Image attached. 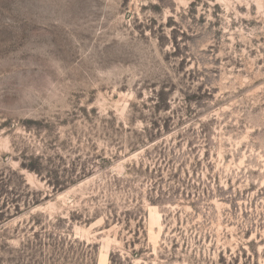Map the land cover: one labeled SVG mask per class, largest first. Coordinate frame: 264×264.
<instances>
[{"label":"rangeland","instance_id":"374dc122","mask_svg":"<svg viewBox=\"0 0 264 264\" xmlns=\"http://www.w3.org/2000/svg\"><path fill=\"white\" fill-rule=\"evenodd\" d=\"M33 234L264 264V0H0V264Z\"/></svg>","mask_w":264,"mask_h":264},{"label":"trees","instance_id":"16d2710c","mask_svg":"<svg viewBox=\"0 0 264 264\" xmlns=\"http://www.w3.org/2000/svg\"><path fill=\"white\" fill-rule=\"evenodd\" d=\"M29 171L35 172L38 176L40 175V170L36 167L26 168ZM51 184V183H50ZM53 187L57 186V182H52ZM39 215L32 216L33 218H38ZM117 220L116 216L108 217L105 221V224H108V220ZM37 234L32 235V239H27L25 243L21 244L20 248L15 250L16 256L18 257V264H56L58 260L64 259V249L59 248V246H52V251L50 257L46 260L44 258L46 252L44 250V245L41 243H37ZM76 243V242H74ZM131 245L133 242L130 243ZM81 245L82 244H78ZM60 249V250H59ZM53 254V255H52ZM131 256H137V253L134 251L131 252ZM109 264H130V260L128 258L122 259L118 253H110L109 254Z\"/></svg>","mask_w":264,"mask_h":264}]
</instances>
